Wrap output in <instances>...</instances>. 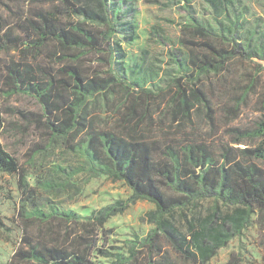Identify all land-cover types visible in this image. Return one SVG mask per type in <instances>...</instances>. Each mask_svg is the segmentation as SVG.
Here are the masks:
<instances>
[{
	"label": "trees",
	"instance_id": "16d2710c",
	"mask_svg": "<svg viewBox=\"0 0 264 264\" xmlns=\"http://www.w3.org/2000/svg\"><path fill=\"white\" fill-rule=\"evenodd\" d=\"M207 2L215 13L225 14L221 0ZM185 7L188 24L183 30L192 40H180L186 54L180 49L171 54L177 75L168 85L174 91L167 107L172 122L185 124L197 115L198 104L205 119L213 123L217 91L226 90L227 81L233 78L231 63L250 61L255 64L253 74L259 75L264 70V48L250 51L249 40L244 46L238 42V19L219 23L217 31H212ZM0 11L6 15L4 19L0 15V53L5 56L0 58V98L31 96L40 107V113L0 108V114L10 113L23 122H5L0 116V133L5 124L15 131L40 132L45 143L28 154L33 163L61 144L80 159L77 166L67 167L69 171L59 165L46 171L39 165L31 186L26 170L0 144V172L17 174L24 195L17 213L22 244L9 264H93L89 258L97 248V232L109 218L140 200L155 207L147 215L153 227L127 243L126 255L98 250L111 256L110 264H206L241 234L252 213L261 215L264 227V100L260 117L251 127L230 129V143L221 145L215 158L205 143L183 141L175 132L136 130L150 116L149 98L155 95L132 82L122 67L125 56L115 36L126 32L122 15L131 9L123 12L113 0H0ZM90 56L107 70L85 65ZM141 66L129 67L132 77ZM247 76L248 86L237 87L239 82L232 79L231 89L236 92L226 107L228 121L238 118L255 85V76ZM130 85L143 96L131 99ZM116 86L125 90V101L130 102L126 119L134 123L133 130L94 127V104L98 98L113 96ZM83 171L123 182L131 191L130 198L81 216L52 205L43 195L63 191L67 181L61 177ZM204 200L233 211L223 215L215 207L204 217L185 219L187 239L175 226V217L187 218L185 210ZM228 264L240 263L232 257Z\"/></svg>",
	"mask_w": 264,
	"mask_h": 264
},
{
	"label": "rangeland",
	"instance_id": "374dc122",
	"mask_svg": "<svg viewBox=\"0 0 264 264\" xmlns=\"http://www.w3.org/2000/svg\"><path fill=\"white\" fill-rule=\"evenodd\" d=\"M113 1L121 6L123 12L131 9L130 14L123 13L122 15L123 21L121 23H127L126 32L118 33L115 36L125 56L122 61L125 75L130 77L132 82L141 85V88L149 90L155 95V98H149L151 102L150 116L144 117L142 124L136 130L175 132L176 137L183 141L193 140L197 143H205L213 150L215 158H218L221 145L230 143V129L251 127L252 123L260 117L259 108L264 100V70L255 76L253 74L255 64L245 60L234 61L231 63L233 78L227 81L226 90H219L221 89L219 88L217 91L218 94L214 101V122L209 123L205 119L203 109L196 104L195 113L197 115L192 117V122L181 124L180 121H171L167 107L174 91V87L168 85L177 75L175 66L171 62V54L174 50L179 49L183 54H186L180 40H192L190 33L183 30V26L188 24L186 5L191 8L201 24L212 31H217L219 23L227 25L229 20L238 19V24L241 26L236 35L238 42L244 46L249 40V50L260 51L264 48V0H221L225 14L215 13L209 6L208 0ZM27 5L31 9V6ZM0 15L3 19L6 17L3 11H0ZM4 57L0 53V58ZM254 61H256L254 63L258 62V60ZM85 65H90L101 72L107 70L93 56L86 58ZM130 66H136L133 70L141 66L138 74L134 77L129 73ZM114 72H116L115 69ZM249 73L252 75V79L255 76V85L248 93L246 102L240 108L238 118L228 121L229 116L226 114V107L230 106L232 94L236 92L231 89L232 79L239 82L237 87L248 86L251 83L247 76ZM130 87L129 91L133 90L131 99L143 96L139 88L132 85ZM115 88L116 92L113 96L98 98V102L93 106L91 117L94 127H98V129H131L132 124H134L126 119L127 107L130 102L125 101V90L119 86ZM238 90L240 93V89ZM0 108L2 110L15 108L40 113L39 105L31 96L14 95L10 98H0ZM140 109L138 108L139 116H142ZM0 116L5 122L23 123L10 113H1ZM5 125L0 133V144L26 170L29 185H34L36 180L34 171L39 165L42 166L40 169L46 171L55 165L69 171L67 167L80 164V159L68 153L69 150L64 144H61V147L48 156L46 155L44 158L38 156L34 163L31 162L28 155L30 151L37 144L45 143L42 134L36 131H15L14 128ZM61 178L67 181V186L64 187L63 191L58 193L44 192L43 195L52 201V205L62 210H73L81 216H88L93 211L96 212L104 206L114 204L116 200H125L131 196V191L127 185L123 182H113L104 175L96 178L83 171L72 175L70 178L68 176L65 179ZM17 179V174L0 172V220L3 224L0 226V264H9L12 256L22 244L23 229L17 213H19V206L24 195L18 187ZM215 207L223 215L233 211L220 203L215 204L213 200L200 201L195 206H189L185 210L187 218L177 214L175 226L189 239L185 219L193 216L204 217ZM154 208L153 204L146 202V200H140L128 207L122 214L109 218L104 228L97 232V248L91 252L89 260L93 264H110L113 261L111 256L103 255L98 250H103L111 255L114 253L126 255L127 243L133 241L135 236L143 237L153 227L148 224L147 215ZM260 220V214L252 213L247 227L243 228L241 234L233 237L227 246L221 248L216 256L206 264H228L232 257L237 258L240 264H264V227H262ZM166 249L172 257H175L171 247L166 246Z\"/></svg>",
	"mask_w": 264,
	"mask_h": 264
}]
</instances>
